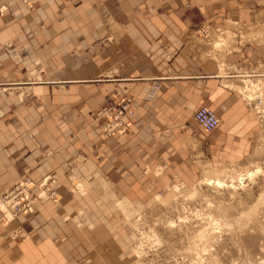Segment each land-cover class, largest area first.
<instances>
[{"label":"crops","instance_id":"0c3cea01","mask_svg":"<svg viewBox=\"0 0 264 264\" xmlns=\"http://www.w3.org/2000/svg\"><path fill=\"white\" fill-rule=\"evenodd\" d=\"M258 3L36 0L32 10L17 1L0 12V191L25 177L36 185L52 178L62 197L0 223V264H124L118 204L139 201L130 196L145 184L188 180L193 147L205 155L194 123L201 107L222 122L208 137L210 152L238 156L231 148L244 149L258 117L231 88L239 76L222 74L220 55L205 59L201 36L182 32L222 20L250 24ZM253 53L244 47L225 61L239 69ZM26 73L41 80L26 81ZM126 96L136 102L131 128L105 138L95 112ZM72 178L82 193L69 191ZM18 231L25 240L13 238Z\"/></svg>","mask_w":264,"mask_h":264},{"label":"rangeland","instance_id":"374dc122","mask_svg":"<svg viewBox=\"0 0 264 264\" xmlns=\"http://www.w3.org/2000/svg\"><path fill=\"white\" fill-rule=\"evenodd\" d=\"M258 4L250 24L222 20L189 26L182 32V36H201L200 43L208 56L205 59L220 55V65L226 66L223 74L239 76L230 82L231 88L243 93L258 120L249 130L244 149L231 148L230 152L239 153L235 159L225 152H210L208 137L220 129L219 117L220 126L211 133L194 121L205 135V155H197L193 147L188 180H172L159 187L145 184L144 191L130 196L139 201L118 204L124 213L120 232L125 242L124 264H264V0ZM244 47L253 48V62L239 69L230 68L226 54ZM99 52L100 47H95L85 56L90 59ZM23 78L37 81L40 76L26 73ZM205 167L215 169L204 171ZM219 179L224 182L222 186L216 182ZM26 180L31 182L34 197L43 190L47 193L34 204V212L41 201L60 202V184L41 188V184L25 177L0 191L2 225L32 214L15 216L2 201ZM77 182L72 178L71 193L83 192ZM52 191L58 193L55 199L50 197ZM116 223L115 216L109 217L110 226L115 228ZM109 234L110 238L116 235ZM13 238L25 240V233L15 232Z\"/></svg>","mask_w":264,"mask_h":264},{"label":"built area","instance_id":"2783aa9c","mask_svg":"<svg viewBox=\"0 0 264 264\" xmlns=\"http://www.w3.org/2000/svg\"><path fill=\"white\" fill-rule=\"evenodd\" d=\"M21 1L28 10L34 8L36 0H4V5L0 8V12H5L9 5ZM136 102L133 97L126 96L121 98L118 102L99 108L95 112V121L99 123L100 130L106 138L113 136H123L127 134L131 128V120L136 116ZM194 121L207 133H211L220 126V119L216 113L208 108L201 107L194 115ZM31 182L29 180L23 181L19 185L9 191L3 198L5 204L10 212L17 214L34 213V204L38 200L46 198V191H42L40 195L34 197L32 195ZM55 181L47 178L42 184L41 188H47L48 185H54ZM57 193L52 191L50 197L55 199Z\"/></svg>","mask_w":264,"mask_h":264},{"label":"bare ground","instance_id":"6f19581e","mask_svg":"<svg viewBox=\"0 0 264 264\" xmlns=\"http://www.w3.org/2000/svg\"><path fill=\"white\" fill-rule=\"evenodd\" d=\"M224 67H226V66L224 65V63H222V64H221V68H222V74H223V72H224ZM244 82H245V83H248V82L250 83V82H252V81H250V80H249V81H248V80H246V81H244ZM251 85H252V84H251ZM251 176H252V175H251ZM216 182H217V184H218L219 186H222V185H223V183H224V182L220 181V179H219V180H217Z\"/></svg>","mask_w":264,"mask_h":264}]
</instances>
